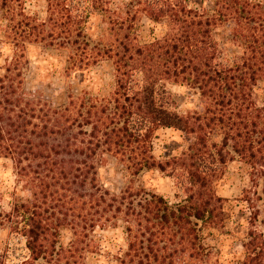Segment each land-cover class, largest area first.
Returning <instances> with one entry per match:
<instances>
[{
    "label": "trees",
    "instance_id": "16d2710c",
    "mask_svg": "<svg viewBox=\"0 0 264 264\" xmlns=\"http://www.w3.org/2000/svg\"><path fill=\"white\" fill-rule=\"evenodd\" d=\"M23 2L0 0V44L12 46L0 75V159L11 160L15 177L8 210L0 203V227L25 238L29 258L21 264L80 263L100 253L97 224L116 228L118 220L127 248L105 252L116 264H219L204 231L224 227L227 198L216 182L237 157L250 166L257 198L248 200L256 228L235 264H264L257 230L264 220L254 205L264 183V0H129L124 16L112 13L111 0H46L51 15L43 20ZM96 12L108 19L98 41L85 30ZM141 14L164 25L163 36L142 41ZM27 44L70 48L76 73L110 60L114 91L70 94L68 105H56L24 86ZM173 84L188 87L198 105L181 111ZM168 128L185 145L159 159L155 139ZM110 158L134 175L158 169L177 178L184 199L144 189L112 193L98 182ZM64 228L74 236L69 246L60 240Z\"/></svg>",
    "mask_w": 264,
    "mask_h": 264
},
{
    "label": "rangeland",
    "instance_id": "374dc122",
    "mask_svg": "<svg viewBox=\"0 0 264 264\" xmlns=\"http://www.w3.org/2000/svg\"><path fill=\"white\" fill-rule=\"evenodd\" d=\"M128 2L129 0H111L109 7L111 8L113 14L114 12H116L119 16H124L123 11ZM23 3L24 6L26 4H39L41 3V0H25V2ZM43 4L44 11L47 13L44 19H47L51 15L50 10L48 9V2H46V0H43ZM26 11L32 16L40 17V12L38 9L28 7ZM112 13L107 14V18L109 15H112ZM65 14H68V12L66 11ZM95 14L99 16V20L94 22L97 33L95 38H93V36L91 35L90 36L94 41H98L99 38H101L104 29L108 26L106 22L108 19L105 20L106 18L104 17V15L98 12H96ZM89 18H86L85 20H87L88 22ZM149 21L150 20L142 14L139 16V19L137 21V29L142 41L151 40L155 33V28L151 24H149ZM152 24L154 23L152 22ZM88 27L91 28V25H88ZM149 37L152 38L149 39ZM32 45L39 47L40 55L46 54L56 57L57 62L60 64V67H52L50 70H47L42 74L40 72V65L33 64V62L28 59L29 67L26 75L24 76L25 88L31 90H42L45 94V98L55 103L56 105H68L69 101L71 100L69 98L70 94L79 95L83 91H88L94 96L107 97L114 91L116 81L114 75V67L110 60H99L97 63H92L89 66H86V68L81 72L76 73L73 72L69 64L72 56V51L70 48H63L59 46L56 48L43 47L40 44ZM9 55L11 56V53ZM6 57L7 56H3V54L0 53V59H2V62H0V75L4 74ZM45 68L47 69L48 66L45 65ZM93 84H98V87H94ZM180 86L183 85L173 84L170 87L180 110L185 112L187 109H189L184 107V105L186 104H193L194 107L192 108H195L199 102L196 97L195 99H193L194 96L191 94L188 87L183 86L185 88V91L183 93L173 91L174 87ZM263 88L264 83H262L260 87H258V91L262 93ZM166 130H169V128L159 130L157 133V138L155 139L154 154L159 159H165L172 155H178L185 145L182 133L180 131L171 129L172 132H175L180 136V139L176 140L172 139L171 132H168ZM158 141L160 142L159 144H157ZM157 153H159V155H157ZM233 161H237V159ZM233 161L228 162L225 167L224 175L216 182L217 193L219 191V188L223 187V185L225 184L228 185V189L230 191V194L226 196L218 194L224 198H227V201L225 202L226 220L224 227L220 229H206L204 231L205 242L216 252L219 264H224V262L221 261L220 257L223 254V245L226 240L231 241L229 247L227 248L228 253H232L237 244H239L244 249L241 257H237L229 261L228 264H235L237 261L243 260L245 256V248L242 245L243 241L248 236L250 237L249 234L252 228H256L252 227L253 225L250 223L253 212L255 211H252L253 209L249 207L248 203V200L250 198H257V194H252L255 190V183L251 174L250 166L238 158L239 167L236 169H230L229 165L232 164ZM100 169L104 170V180L108 181V185L105 186L104 182L100 179V171H98V182L101 186L109 189L112 193H119L126 188H132L133 190L144 189L146 191L162 195L170 202H178L185 197V192L182 189V186L180 185L178 179L173 176H168L166 173H163L158 169L144 170L140 174L134 175L130 170L127 169L126 165L117 158H110V160L107 163L103 164L99 168V170ZM0 171H10L11 175L14 177L13 164L11 160L1 158ZM109 172H111L112 175H108ZM148 172L152 173L149 179L154 181L157 179L164 181L163 184L159 185V187L163 189V191H157L155 188L145 186L146 181L143 179V177L144 174ZM156 173H159V176H157ZM245 176L247 177V183H244ZM169 180L172 181L171 185H169L168 183ZM14 185L15 177L13 180V186L11 190L7 192V194L14 189ZM173 189L175 190L173 191ZM233 189H235V191H232ZM4 191L5 190L3 188V182L2 180H0V192L4 193ZM169 191H171L170 197L167 195V192ZM259 197L260 199L257 200V203H254V205L255 209H259L260 222L261 220H264V183L263 186H260ZM240 203H244L246 207L240 208ZM234 209L235 215L233 216ZM241 220L245 221L246 226L240 223ZM64 229H67L72 234V231L69 228ZM257 230L264 232V224L259 223L257 225ZM240 233H243V236L238 235ZM61 237L60 240L62 242ZM73 238L74 236L72 234V239ZM72 239L69 240L67 246H69ZM21 240L23 241V244H21ZM23 249H27V247L25 238L21 234L13 232L6 226L0 227V257L4 259L6 264H21L23 261L27 260L29 258V250L27 249V252H25ZM100 254L101 253H87L86 256H84V259H80V261L85 262L84 264H89V256L94 257ZM103 255L106 259L110 258L112 260V258L109 257L106 253H103ZM81 262L73 264H83Z\"/></svg>",
    "mask_w": 264,
    "mask_h": 264
},
{
    "label": "clouds",
    "instance_id": "9594fccd",
    "mask_svg": "<svg viewBox=\"0 0 264 264\" xmlns=\"http://www.w3.org/2000/svg\"><path fill=\"white\" fill-rule=\"evenodd\" d=\"M195 5L189 4L188 7H194ZM28 7H32L33 9H38L40 12V20H43L45 15H47V13L44 11V4H43V0H41V3L39 4H32V5H25V9H27ZM73 14H75V10H73ZM99 20V16L95 13H93L90 18L89 21L87 22V24L85 25V30L88 32L89 35L93 36V38L96 37V33H97V29L95 26L96 21ZM149 24H151L154 28H155V33L154 36L155 37H160L163 36L164 34V30L165 26L161 25V24H152L151 21H149ZM88 25H91V28L88 27ZM152 37H149V39H151ZM12 51V46L10 44L7 43H3L0 44V53L3 54V56H8ZM28 59H30L33 64H38L40 65V72L43 74L45 71L50 70L52 67H56L59 68L60 64L57 62L56 57L51 56V55H40V49L37 46L31 45V44H27V53H26ZM0 62H2V59H0ZM51 62V63H49ZM45 65L48 66V68H45ZM87 83V81H86ZM94 87H98V84H93ZM173 91H178L183 93L185 91V88L183 86L180 87H174ZM193 99H195V97H193ZM260 101H257V104H259ZM184 107L186 108H192L194 107L193 104H186L184 105ZM168 132H171V138L172 139H176L179 140L180 136L175 133L172 132L171 129L166 130ZM217 140H219V137H216ZM160 142L158 141L157 144H159ZM157 155H159V153H157ZM230 169H236L239 167L238 164V158L237 161H233L232 164L229 165ZM100 179L104 182L105 186L108 185V181L104 180V170L100 169ZM108 175H112L111 172L108 173ZM150 175H152L151 172L145 173L143 179L146 181L145 186L146 187H152L155 188L157 191H163V189H161L159 187V185L163 184L164 181L163 180H151L149 179ZM157 176H159V173H156ZM126 178V177H125ZM0 180H2L3 182V188H4V198L3 201H0V203L3 204V207L5 210H8V201L10 199V197L8 196L7 192L9 190H11L12 186H13V180L14 177L11 175L10 171H0ZM24 181H21V184H23ZM169 185L172 184V181L169 180L168 181ZM244 183H247V177L245 176V180ZM17 192L20 195L23 196H28L30 195L27 191L24 192H20V188L17 187ZM175 189H173L174 191ZM232 191H235V189H233ZM218 194L220 195H229L230 191L228 189V185L225 184L223 185V187L219 188ZM167 195L170 197L171 196V191L167 192ZM235 203V202H233ZM240 208H245V204L244 203H240L239 204ZM235 215V209L233 210V216ZM100 223H103V220H101ZM117 223L119 224L118 227L116 228H112L110 227V225H106L104 229H101L99 224H97V226L95 227V229L93 230L94 235L95 236H99L102 237L103 239L100 240V255L98 256H89L88 257V261L89 264H116V261L109 259H106L105 256L103 255V253L105 252H110L116 255H121L122 252H117L118 248H127V242L125 240V235L126 233L123 231L124 225L122 222H120L119 220L117 221ZM240 223L242 225L246 226V223L244 220H241ZM231 226V225H230ZM62 242L65 246H67L68 242L70 239H72V234L70 231H68L67 229H62ZM240 236H243V233L238 234ZM224 239V238H222ZM231 241H225L224 245H223V254L221 255L220 259L221 261L224 262V264H228L229 261L237 258V257H241L244 249L237 244L235 249H233L232 253H228L227 252V248L229 247ZM21 244H23V241L21 240ZM25 252H27V249H23Z\"/></svg>",
    "mask_w": 264,
    "mask_h": 264
}]
</instances>
